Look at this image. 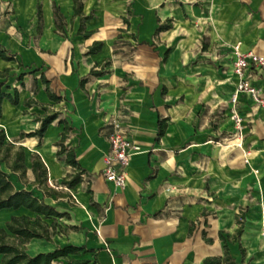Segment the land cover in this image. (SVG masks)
Masks as SVG:
<instances>
[{
  "label": "crops",
  "instance_id": "crops-1",
  "mask_svg": "<svg viewBox=\"0 0 264 264\" xmlns=\"http://www.w3.org/2000/svg\"><path fill=\"white\" fill-rule=\"evenodd\" d=\"M54 3L65 20L60 31ZM83 13L93 14L83 21L89 37L78 33L81 21L72 0H0V45L15 57L0 58L1 71L11 68L0 82L2 90L17 89L19 96L17 105L2 101L0 129L24 152H37L48 168V185L66 194L44 196L33 184L25 186L66 214L56 221L67 228L51 241L32 238L27 252L72 244L92 250L80 258L101 264H205L207 257L224 256L227 246L233 264H264V104L254 106L247 94L239 95L242 140L231 118L233 47L264 51V0H84ZM167 18L172 28L157 33L158 19ZM94 41L103 42L102 50L88 54ZM107 59V73L89 75ZM41 72L60 102L48 97ZM248 78L264 98V72L250 70ZM26 100L48 105V113L60 111L72 127L66 145L85 172L74 187L55 186L74 173L57 156L64 124L54 121L42 138H20L37 129L45 113ZM160 118L167 123L158 138ZM114 119L141 147L126 167L123 187L103 175ZM31 154L25 152L29 181ZM13 215L36 213L2 209L0 228Z\"/></svg>",
  "mask_w": 264,
  "mask_h": 264
},
{
  "label": "trees",
  "instance_id": "trees-1",
  "mask_svg": "<svg viewBox=\"0 0 264 264\" xmlns=\"http://www.w3.org/2000/svg\"><path fill=\"white\" fill-rule=\"evenodd\" d=\"M74 17L79 16L81 25L78 29V33L84 37H89L92 31H84L83 21L93 16L85 15L83 13L84 0H72ZM53 13L56 23V28L60 31L64 28L65 20L60 11V8L54 3ZM38 17L42 19L41 7L38 6ZM125 22L129 24L127 18ZM159 25L156 28V32L164 31L172 28L173 19L167 18L161 22L158 19ZM103 42L94 41L88 49V54H94L102 50ZM0 58L7 61L15 59L13 54H10L4 47L0 45ZM111 64L109 59L105 60L104 64L99 70L92 69L89 72L90 76H101L108 72L107 68ZM11 68H6L3 71L0 70L1 78H8ZM39 68L31 71L32 75ZM25 73H21L17 76V80L22 81ZM40 80L44 85V89L48 97L55 101L60 102L62 97L54 93L50 87V80L46 77L45 72H41ZM34 84L37 85V79L33 78ZM82 84L85 79L81 80ZM3 82H0V118L2 117V101L8 99L13 105L19 103L18 90L14 89V93L6 92L2 90ZM23 85V82H22ZM8 88H10L8 86ZM36 103L45 110V113L37 118L40 125L37 129L31 132H21L20 138L38 136L42 138L44 133L51 123L58 121L64 124V129L61 133L60 139L56 142L58 145L57 156H64V160L70 166L74 168V173L67 175L63 178L62 184L68 188H72L82 180V175L85 173L81 168L77 159L76 152L72 147L66 145V140L69 137V132L72 127L68 121L60 117V111L54 110L48 113V105L41 104L36 100H26L25 104L31 106ZM167 118H160L158 121V133L159 138L164 134ZM5 165L10 172L17 176L18 181L22 184L21 187L16 186L12 181L8 172L1 168V165ZM31 171L33 174V180L29 181L27 176V167L25 165V152L24 148L20 145L13 144L6 140L5 132L0 129V210L5 208L18 209L24 207L32 212H35L34 217L29 215L11 216L6 222V228H0V264H101L97 258L93 261L89 258H80L81 255L92 252L85 246H76L67 244L64 246H57L53 251L40 252L36 255H31L26 250V243L32 238H41L48 241L52 240V237L60 232L66 233L67 228L61 227L57 224V218L63 217L66 214L57 211L54 207L45 203L43 198L37 196L33 190L25 188L29 183L34 185V189L40 191L44 196H50L56 194L57 196L66 195L63 192L56 190L48 185V168L41 158V156L34 152L31 154ZM245 211L242 210L237 216L238 228L233 235L234 239H238L243 232V225L245 220ZM47 219H52V222L48 223ZM76 229V227H73ZM58 229V230H57ZM220 238L224 240V236L220 234ZM211 241V239H208ZM205 264H233L234 259L229 253V249L225 246L224 256L222 257H207L204 259Z\"/></svg>",
  "mask_w": 264,
  "mask_h": 264
},
{
  "label": "built area",
  "instance_id": "built-area-1",
  "mask_svg": "<svg viewBox=\"0 0 264 264\" xmlns=\"http://www.w3.org/2000/svg\"><path fill=\"white\" fill-rule=\"evenodd\" d=\"M233 51L236 55L233 72L237 77V84L231 96V103L233 104L231 118L235 121V134L242 140V118L235 110V106L241 93L247 94L254 106L264 104V98L260 91L248 78L250 70L264 72V51H242L239 44L233 47ZM111 126L110 148L104 155L103 175L108 182L113 183L116 187H123L126 184V167L132 156L140 152L141 147L126 134L119 120H112Z\"/></svg>",
  "mask_w": 264,
  "mask_h": 264
},
{
  "label": "rangeland",
  "instance_id": "rangeland-1",
  "mask_svg": "<svg viewBox=\"0 0 264 264\" xmlns=\"http://www.w3.org/2000/svg\"><path fill=\"white\" fill-rule=\"evenodd\" d=\"M31 82V81H30ZM25 152H26V156L28 157L30 154H31V150L27 147L26 148V150H25ZM14 179V178H13ZM16 184L19 186V184L16 182ZM59 190L61 189V190H65V186L64 185H60V184H58V185H55ZM58 224V223H57ZM61 226V225H60ZM62 227V226H61ZM58 230V229H57Z\"/></svg>",
  "mask_w": 264,
  "mask_h": 264
}]
</instances>
